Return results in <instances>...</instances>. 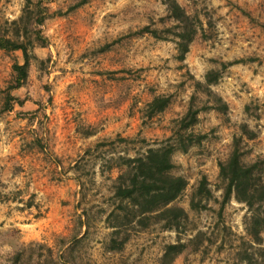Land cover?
<instances>
[{"label": "rangeland", "instance_id": "obj_1", "mask_svg": "<svg viewBox=\"0 0 264 264\" xmlns=\"http://www.w3.org/2000/svg\"><path fill=\"white\" fill-rule=\"evenodd\" d=\"M177 1L202 21L182 60L171 37L139 32H162L163 0H0V34L12 36L23 14L34 43L18 87L12 65L22 52L0 48V264H161L177 241L184 248L171 264H264V240L244 228L245 205L220 206L218 177L243 123L255 136H241L242 159L264 158V0ZM234 59L243 61L222 66ZM211 70L218 77L207 84ZM153 95L170 101L150 116ZM216 96L225 111L205 107ZM190 105L198 119L186 132L204 137L172 153V173L187 179L174 201L187 221L178 231L123 225L128 240L110 250L106 217L124 158L167 142ZM202 177L212 195L193 209Z\"/></svg>", "mask_w": 264, "mask_h": 264}, {"label": "trees", "instance_id": "obj_2", "mask_svg": "<svg viewBox=\"0 0 264 264\" xmlns=\"http://www.w3.org/2000/svg\"><path fill=\"white\" fill-rule=\"evenodd\" d=\"M166 7V15L161 21H168L162 32L161 29L143 26L139 32L174 41L177 50V58L182 60L189 49V44L202 29V21L197 15L189 14L177 0H163ZM30 16V15H29ZM25 15H20L11 21L16 26L12 36L0 34V48L5 50H20L23 56L22 63H13L12 68L16 73V86H21L27 78V70L31 59V49L34 46L29 32L30 28L23 21ZM44 14L36 18L41 24ZM22 25V27H18ZM32 29V28H31ZM34 37L41 44L46 42L38 29H34ZM243 59H234L223 62L227 67ZM218 77V71H209L205 75L206 83L214 82ZM199 85V84H198ZM209 93L210 89L208 90ZM11 96L8 94L7 99ZM170 101L168 95H153L147 101L145 109L152 116L163 111ZM216 104L205 107L216 108L225 111L227 103L220 96H216ZM199 109L188 107L186 112L178 119V128L167 138V142L147 145L142 153L124 158L125 170L118 174L113 189V197L117 200L113 208L108 212L106 221L111 227L108 248L120 250L128 240V234H121L123 225L135 230L145 229L150 225L161 223L164 229L178 231L179 226L188 219L185 209L174 203L187 186V179L181 174L172 173L175 164L172 153L176 148L186 151L188 145L194 141H200L202 134L193 136L187 129L198 119ZM241 134L251 139L255 136L253 130L245 123L240 125ZM234 137L232 148L228 156L218 162V177L222 182V194L220 206L232 198L245 205L247 213L244 217L246 233L256 243L264 240V158L260 155L251 161L242 159L241 136ZM173 143H170V140ZM196 194L200 197L195 199ZM212 193L206 186V178L202 177L196 191L192 194L189 204L193 209L205 208L202 200L209 199ZM1 200V192H0ZM184 248L183 242L177 241L165 246L161 264H171L175 255ZM247 264H249L247 262Z\"/></svg>", "mask_w": 264, "mask_h": 264}]
</instances>
